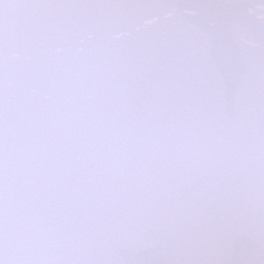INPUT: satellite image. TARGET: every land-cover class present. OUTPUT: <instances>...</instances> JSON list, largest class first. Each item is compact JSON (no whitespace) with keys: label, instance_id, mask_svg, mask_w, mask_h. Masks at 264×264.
<instances>
[{"label":"snow or ice","instance_id":"obj_1","mask_svg":"<svg viewBox=\"0 0 264 264\" xmlns=\"http://www.w3.org/2000/svg\"><path fill=\"white\" fill-rule=\"evenodd\" d=\"M0 264H264V0H0Z\"/></svg>","mask_w":264,"mask_h":264}]
</instances>
